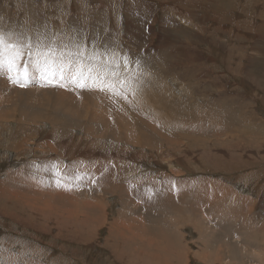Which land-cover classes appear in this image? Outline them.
Masks as SVG:
<instances>
[{"label":"rangeland","instance_id":"1","mask_svg":"<svg viewBox=\"0 0 264 264\" xmlns=\"http://www.w3.org/2000/svg\"><path fill=\"white\" fill-rule=\"evenodd\" d=\"M263 13L0 0V264H264Z\"/></svg>","mask_w":264,"mask_h":264},{"label":"snow or ice","instance_id":"2","mask_svg":"<svg viewBox=\"0 0 264 264\" xmlns=\"http://www.w3.org/2000/svg\"><path fill=\"white\" fill-rule=\"evenodd\" d=\"M22 45L8 43L4 35L0 34V71L6 70L8 73H15L14 77H11L14 83H19L21 78H27V67L20 68L17 64V60L23 55ZM41 78L52 83L57 75V72L50 65L45 64L41 66ZM62 71V70H61ZM63 75H60V79H63ZM73 80L79 84L80 87L84 86L83 81L79 80L76 76H73ZM60 181H57L59 185Z\"/></svg>","mask_w":264,"mask_h":264},{"label":"bare ground","instance_id":"3","mask_svg":"<svg viewBox=\"0 0 264 264\" xmlns=\"http://www.w3.org/2000/svg\"><path fill=\"white\" fill-rule=\"evenodd\" d=\"M264 14V13H263ZM263 19V18H262ZM107 27V26H106ZM216 28V27H215ZM102 31V30H101ZM232 47V46H231ZM230 49V48H229ZM191 50V49H190ZM200 50V49H199ZM235 53V52H234ZM231 55V54H230ZM184 59V58H183ZM140 63V62H139ZM174 65H175V67H177V63L175 62V61H173V69H175V67H174ZM193 72V71H192ZM218 80V79H217ZM190 81V80H189ZM217 84V83H216ZM212 86V85H211ZM98 95V94H97ZM125 99V98H124ZM95 101V100H94ZM96 103H98V102H96ZM123 103V102H122ZM121 103V104H122ZM242 105V104H241ZM244 107V106H243ZM92 109V108H91ZM100 109V108H99ZM88 110V109H87ZM90 110V109H89ZM239 116V115H238ZM203 125V124H202ZM196 127V126H195ZM168 128V127H167ZM199 128V127H198ZM165 129V128H164ZM163 129V130H164ZM215 129V128H214ZM189 132V131H188ZM79 160V159H78ZM84 164V163H83ZM120 174V173H119ZM119 178V177H118ZM123 179V178H122ZM119 182V181H118ZM121 183V182H120ZM167 189V188H166ZM166 191V190H165ZM214 192V191H213ZM30 195V194H29ZM103 202V201H102ZM5 210V209H4ZM3 210V211H4ZM34 210H35V208H34ZM31 211V210H30ZM5 212H6V210H5ZM35 212L36 211H34V214H35ZM7 214H9V212L7 213ZM10 214H11V212H10ZM36 214H37V212H36ZM14 215H16L15 213H14ZM28 215V214H27ZM26 215V216H27ZM33 215V214H32ZM17 217V216H16ZM21 217H23V216H21ZM29 217V216H28ZM32 217V216H31ZM35 217V216H34ZM30 218V217H29ZM37 218H39V217H37ZM27 219V218H26ZM31 219V218H30ZM34 219V218H33ZM28 220V219H27ZM30 221H32V220H30ZM154 232V231H153ZM70 236V235H69ZM252 239V238H251ZM257 240H259V239H257ZM228 249V248H227ZM18 255V254H17Z\"/></svg>","mask_w":264,"mask_h":264}]
</instances>
